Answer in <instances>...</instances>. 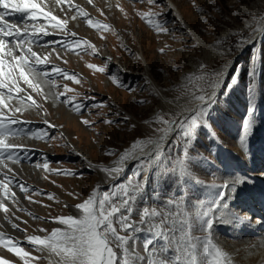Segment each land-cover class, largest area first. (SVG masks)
Segmentation results:
<instances>
[{"label":"rangeland","instance_id":"obj_1","mask_svg":"<svg viewBox=\"0 0 264 264\" xmlns=\"http://www.w3.org/2000/svg\"><path fill=\"white\" fill-rule=\"evenodd\" d=\"M77 1L79 2V0H75L76 3H78ZM170 1L176 6L178 13L170 7L172 4L167 0H157V4L161 5L160 7L149 5L147 0H144V2H140V0H92L91 4L88 3V0H85L86 7L94 9V14L87 11L89 16L110 25L111 28L109 31H97L89 27L83 18H77L76 21L80 22L83 30L81 31L83 35H76L77 38L87 39L97 49L99 47L98 54L92 55L88 52H80L77 55L74 52L66 51L59 45H56L55 52H52L51 47H49V50L39 53L41 56L51 53L49 56L50 64L44 70L50 71L52 66H58L69 73L76 74L81 81L77 84L61 76H56V85L59 87L53 88L51 85H46V93L62 92L64 91L63 86L66 84L69 88L74 89L73 92H69L67 95L69 97L76 96L77 101L87 107L82 113L78 114L71 106L61 103L54 96L50 95V102L49 100L45 102L40 96L36 95L35 99L38 100L39 104L44 102L50 105L48 115L53 121L50 123L57 127L47 129V133L49 137L54 135L56 139H36L31 135L23 134L17 136L21 139H27L25 142L30 146H34L33 149L36 150L33 152L27 148L28 151L22 153L21 161L17 163V166H22L21 168L27 170L30 175H18L16 180L25 184L32 191L25 194L18 187H12V190L16 193L17 210L14 209V211L17 213L19 228H12L13 223H9V219L3 217V213L0 211L1 222L7 227L3 229L4 231L0 229V233H4L8 237L14 236V238L23 242V240H26L27 235H45L46 233L39 231L40 229H46L50 232L52 228L62 227L52 222L51 218L73 214L75 210L72 205L87 198L92 189L98 184L99 173L90 170L80 158L70 156L72 155V149L81 151L89 160L107 163L113 158L117 159V156L105 154L109 149L116 150L117 155H119V153L128 149L135 140L147 139L151 135L152 129L144 123L145 120H151L157 113L176 112V110L162 103L160 96L152 89L153 87L144 74L156 84L163 98L176 101L175 98L181 96L179 104H185L186 97L181 94L186 88L195 92L199 87H206L203 81L196 79L202 74L199 66L201 64L205 65L206 69L203 71L208 73L220 70L224 65L228 66L233 56L241 50L235 47L237 40L241 36L248 37L252 32V28H258L260 21L264 18V0ZM63 7L66 8L67 4ZM197 7L203 9V11L198 12ZM120 8H123V11H120ZM149 10L164 14L167 21L166 27L169 29L167 33H157L145 19L138 15V13L148 12ZM74 13L71 12L70 14ZM205 19H207V24L204 23ZM181 25L185 27L182 28ZM59 36L54 37L58 39L53 40L63 38V34ZM90 38H93L98 44L91 42ZM217 38L222 41V47L217 44ZM51 40L47 37L43 38V41ZM261 43H264V35L260 37L259 42L248 46L252 51L247 64L248 73L250 67L257 69L254 96L250 99L248 91L252 78L249 75L240 78L239 72L244 64L235 60L232 65L233 72L224 81L226 84H231L232 87H221L210 112L212 128L215 130L218 139H209L206 133H201L200 139L195 145V152L193 153L195 160L192 171L205 183L222 184L226 177L234 176L239 170H244L245 160L250 155H252L250 160L252 166L257 165L258 157L264 158V84L260 87L258 83L261 73L264 80V49H261ZM206 45L209 47H206ZM161 48L164 49L163 53L160 51ZM57 52H61L59 54L62 59L57 58ZM244 54L247 55L245 52ZM103 57H110L112 61ZM65 60L67 63L64 62ZM72 60L75 65H71ZM107 61L109 64H107L105 73L95 72L87 67L88 64L104 66ZM145 61L146 63H144ZM110 62H114V64L111 65ZM77 64L80 65L82 72H77L75 69L78 67ZM112 74H117L121 78L124 82L123 87H118L117 84L113 83L110 79ZM89 75L92 78L95 77L96 80L91 79V83ZM186 76L193 77L190 83L185 80ZM233 76H235V79H232ZM129 86L134 88L135 91H128ZM141 100L147 102L137 103ZM57 104L63 111H66L65 113L69 119L72 118L69 125L65 120L60 121L58 114L54 112L55 109L52 106ZM94 104L105 106L91 107ZM252 105L255 107V126L247 139V146H250V149L248 148L246 152L241 153L242 150L238 146L241 125L249 107ZM117 112L121 115L116 116ZM42 113H45L43 109L33 108L23 112L22 115L20 114L21 119L30 120L25 122L22 127L30 133H39L45 130L47 126L39 124L41 118L47 120L46 115ZM123 116H129L131 119L126 123H120L119 127L116 124L109 125L103 122L106 119H113L119 123ZM82 118L92 121L93 126L89 127L82 124ZM131 124H135L137 127L131 128ZM155 126L153 125V127ZM196 153H199V155H196ZM24 157L28 158L25 159ZM45 160L49 163L50 169L72 170L77 175H57L54 174L55 172H46L42 168L35 167V162L43 164ZM138 167L139 164L135 161L131 167L126 169L124 175L114 183H120L127 177L135 178ZM244 172H246V175L252 174L251 171ZM263 172L264 168L257 170V176L264 179ZM147 180V187L149 188L145 189L144 201H147V206L150 207L155 203V194H161V198H164L173 192L184 191L190 199L204 198L210 201L211 194L218 190L203 188L191 180L187 181L183 188L177 189L175 186L173 187L170 180L161 179L160 173L154 172V170H149ZM245 184L248 188L246 195L256 193L259 197L258 201L264 206V193H262L264 187L252 184V182ZM152 186H155V189ZM106 190H108V186L101 187V191ZM34 192H40L44 195H34ZM48 194L53 195L55 199H48ZM26 195L31 196L32 200L38 201V203L26 199ZM144 201H140L138 207L145 206ZM3 202L8 207L10 206L9 209L13 204L11 200H4ZM65 205L69 207L66 208ZM251 205L249 204L250 207H252ZM20 209H23V211ZM236 210L241 209L237 206ZM229 214L231 213L228 212L224 216L227 217ZM33 217H43L44 219H33ZM134 217L139 219L135 214ZM227 222L225 221V223ZM260 223L263 224L259 222L256 225L261 226ZM227 224L236 229L238 234L256 233L252 228L254 225L244 229L240 227L241 223L233 222L232 224V222H228ZM24 229L27 231H21ZM227 231L232 233L230 228ZM195 234L200 235L201 233L196 232ZM139 235L142 242L145 238L144 234ZM214 238L225 251L226 241L223 237L216 238L214 236ZM260 239L262 237L258 233L253 241L258 242ZM22 246L27 251L32 252L33 255H42L35 252L32 246L27 245V243H23ZM139 246L142 251V243ZM250 248L257 249L254 244H251ZM3 249L0 248L1 256L11 261L12 264H23L18 257L12 253L9 254L6 249L3 251ZM233 262L234 264H240L234 259ZM39 264H47V261L41 259Z\"/></svg>","mask_w":264,"mask_h":264},{"label":"snow or ice","instance_id":"obj_2","mask_svg":"<svg viewBox=\"0 0 264 264\" xmlns=\"http://www.w3.org/2000/svg\"><path fill=\"white\" fill-rule=\"evenodd\" d=\"M88 3L91 4L92 0H88ZM147 3L151 6H161L157 4V0H147ZM53 4L60 6L64 18L53 14L50 7ZM65 4L66 8L63 7ZM73 9L75 13L69 16ZM196 10L203 11L199 7ZM120 11H123V8H120ZM17 14L21 16L20 23L7 19ZM138 15L157 33L169 31L162 12L149 10ZM77 18H83L89 27L97 31L111 30L110 25L91 18L87 11L73 4L72 0H47V3L45 0H0V210L6 216L10 209L3 201L16 202V193L12 187H18L25 194L32 191L16 180V174L9 166L8 162L19 163L22 153L28 151L25 146L12 143L11 138L23 134L36 139H56L54 135L48 136L47 129L57 126L47 120L44 121L47 128L39 133L27 132L22 127L25 122L21 121L17 114L22 115L29 109L43 107L32 93L40 96L45 102L50 95L54 96L61 103L71 106L78 114L87 107L78 102L76 96L67 95L74 89L66 84L62 92H45L46 85L59 87L56 85V76L77 84L81 81L76 74L58 66H52L50 71L44 70L50 64L51 53L41 56L33 50V45H36L42 48L51 47L52 52H55L56 45H59L77 55L80 52L97 55L98 49L95 45L87 39L77 38L76 33L68 29L69 19L75 21ZM204 23L207 24V19ZM60 34H63L62 39L43 41L44 37ZM257 35H264V28L253 27L248 37L241 36L237 40L235 47L242 50L246 45L252 44ZM217 44L223 46L219 39ZM160 51L163 53L164 49L161 48ZM56 56L62 59L58 52ZM64 62L67 63L66 60ZM87 67L95 72L105 73L107 63L104 66L88 64ZM199 67L202 74L196 79L203 81L206 87H199L195 92L186 88L181 94L186 97L185 104H179L181 96L175 98L179 111L157 113L151 120H145L144 123L152 129L147 139L135 140L119 155L116 150L109 149L106 155L117 156L112 166L94 165L89 162L90 168H96L105 174L104 183L108 185V190L101 191L100 184H97L87 198L72 205L74 214L52 217L51 221L62 227H56L50 232L40 229L39 231L46 233L43 236L27 235L26 240L22 242L0 233V247L14 254L23 264H39L41 259L46 260L47 264H234L230 254L224 251L214 238L212 230L217 223L243 222L239 215L229 214L226 217L223 211L228 207V198L237 193L240 185L248 183L250 177L236 174L218 185L201 181L192 171L195 160L193 153L201 133H206L209 139H218L210 120L217 89L221 86L232 87L224 82L227 65L211 73L203 71L206 69L205 65L201 64ZM248 75L252 78L248 89L251 99L255 93L257 69L250 67ZM110 79L118 87L124 86L117 74H112ZM192 79V76L185 77L189 83ZM232 79H235V76ZM127 90L135 91L131 86ZM14 100L15 105L11 103ZM145 102L137 101L141 104ZM103 106L105 105L94 104L91 107ZM254 112L255 107L252 105L242 121L238 146L244 152L247 151L249 134L255 126ZM115 115L121 114L117 112ZM130 119L129 116H123L119 123L113 119L103 122L119 127L120 123H126ZM81 123L93 126V122L86 118H82ZM136 127L131 124V128ZM129 161L139 164L135 178L127 177L120 183H114L124 175ZM35 167L46 172H55L57 175H77L72 170L50 169L46 160L43 164L35 162ZM149 170L159 172L161 178L170 180L177 189L183 188L184 184L191 180L203 188L218 190L211 194L210 201L204 198L190 199L184 191L173 192L164 198L155 194V203L150 207L147 206V201H144ZM80 175L82 176V173ZM33 194L44 195L40 192ZM47 198L55 199L51 194H48ZM26 199L32 201L31 196L26 195ZM140 201L145 204L142 208L138 207ZM157 204L159 206H156ZM134 214L139 219H134ZM12 227L19 228V225L13 224ZM196 232L201 234L196 235ZM141 233L145 237L142 242L139 235ZM23 243L31 245L35 252L42 255H33L22 246ZM141 243L142 251L139 246ZM0 264L12 262L0 256Z\"/></svg>","mask_w":264,"mask_h":264},{"label":"bare ground","instance_id":"obj_3","mask_svg":"<svg viewBox=\"0 0 264 264\" xmlns=\"http://www.w3.org/2000/svg\"><path fill=\"white\" fill-rule=\"evenodd\" d=\"M81 1V2H80ZM169 1L172 5L170 6L175 12L178 13V10L176 8V6H174V4L170 1V0H167ZM197 2V0H195ZM78 2V1H77ZM45 3H46V0H45ZM72 3L75 4V5H78L79 7L83 8L85 11H88L90 14H94V9H90L89 7H86V2L85 0H79V5L78 3L75 2V0H72ZM168 3V2H167ZM83 4V6H82ZM51 9L53 10V14L54 15H57L59 16L60 18H64V13L61 12V10H59L60 6H56V5H50ZM237 7V6H236ZM241 7V6H240ZM59 10V11H58ZM54 11H57L56 13ZM72 12H75V9L72 10ZM69 16H71V14L69 13L68 14ZM245 16V15H243ZM232 19V18H231ZM249 28H252V27H249ZM258 28H264V18L260 21V24L258 26ZM68 29L71 31V32H74L76 33V35H80L81 34V31L82 30V25L80 24L79 21H73L71 19H69V24H68ZM249 30V29H248ZM239 32V31H238ZM207 33V32H206ZM83 35V34H81ZM230 35V34H229ZM263 35H257V38L255 39V41H258L260 39V37H262ZM218 39V38H217ZM91 42H94L96 45L98 44L95 40H93V38H90ZM205 41V40H204ZM205 43V42H204ZM206 44V43H205ZM213 44V43H212ZM252 44H255V42H253ZM201 45V44H200ZM208 45H206L207 47ZM209 47V46H208ZM50 48H39V49H33L34 51H36L37 53H40L42 51H47L49 50ZM99 49V47H98ZM61 53V52H59ZM142 57V56H141ZM103 58H106L107 60H111L112 59H109L110 57H103ZM72 64L71 65H75L73 63V60L71 62ZM146 63V61L144 62ZM230 63V62H229ZM107 64H109V62L107 61ZM111 65L114 64V62H110ZM77 68H75L78 71H81L80 70V65L77 64ZM147 66V64H146ZM79 69V70H78ZM146 72V71H145ZM85 74V73H84ZM126 74V73H125ZM185 74V73H184ZM86 75V74H85ZM171 75V74H170ZM175 75V74H174ZM183 75V74H182ZM89 80L91 81V79L93 81H95V77L92 78L91 75H89ZM144 76L146 77V79L150 82V85L153 87L152 89L158 93V95L160 96L159 98H161V101L164 105H167L169 107H171L172 109L176 110V111H179V106L177 104L176 101L174 100H167L165 98L162 97L161 95V92L160 90L157 88L156 84H154V82H152L148 76L146 74H144ZM181 76V75H180ZM182 77V76H181ZM179 79V78H178ZM177 79V80H178ZM226 79V78H225ZM224 79V81H225ZM172 82V81H171ZM92 83V81H91ZM95 84V83H94ZM22 87H26L24 85H21ZM49 86V85H48ZM222 87V86H221ZM221 87H219L217 89V95L221 89ZM192 88V87H191ZM46 90V89H45ZM29 92H31V90H28ZM46 92V91H45ZM55 92V91H54ZM33 97L36 98V94L35 93H32ZM157 95V96H158ZM216 95V96H217ZM49 102H50V98L48 99ZM38 101V100H37ZM40 101V100H39ZM169 101H172L173 103H169ZM41 102V101H40ZM47 102V101H46ZM147 102V101H146ZM13 105L16 104V101H12L11 102ZM40 104H42V108L45 113H46V117H47V121L51 122V118L49 117L48 115V110H49V104L48 103H44V102H41ZM56 112V114H58V117H59V120H65V122L67 121L68 122V125L70 124V119L72 120V118L69 119L68 115H66V111H63L61 109V107L57 104L56 106H52ZM28 111V110H27ZM25 111V112H27ZM147 111V110H145ZM145 114V113H144ZM141 115H142V112H141ZM17 116L19 117L20 120H25V119H21V115L20 114H17ZM70 117H72L70 115ZM69 119V120H68ZM46 119H42L40 120L39 124H42V125H45L44 124V121ZM75 120V119H73ZM25 121H30V120H25ZM143 121V120H142ZM53 122V121H52ZM55 123V122H54ZM46 126V125H45ZM140 128V127H139ZM141 130V129H140ZM144 130V129H143ZM142 130V132H143ZM145 131V130H144ZM133 132V131H132ZM256 132V131H255ZM144 133V132H143ZM142 133V134H143ZM146 134V133H145ZM150 134V133H149ZM253 134V133H252ZM136 135V134H134ZM144 135V134H143ZM138 136V135H137ZM127 138V137H126ZM135 138V137H134ZM27 139H21L20 137H17V138H11V142L12 143H15L17 145H23L25 146L26 148H29L31 149L33 152H35L36 150L33 149L34 146H30L28 145L25 141ZM24 141V142H23ZM127 142V141H125ZM37 143V142H36ZM239 143V142H238ZM256 147V146H254ZM250 149V146H247V149ZM48 149V148H47ZM46 151V150H44ZM43 151V152H44ZM254 151V150H253ZM244 151H241V153H243ZM258 152V151H257ZM77 153H80L82 155H77ZM260 153V152H259ZM54 154V153H53ZM71 154L70 156H74L76 158H80L81 160H83L85 162V166H87L90 170H93L97 173H99L98 175V184H100V186L102 187H105V186H108L107 184L104 183V179H105V174L100 172L98 169L96 168H90L89 167V162H91L92 164H103L105 166H112V163L114 160L116 159H112L111 161L107 162V163H98V162H95V161H92V160H89V158L84 155L81 151L79 150H76V149H72L71 151ZM60 155V154H59ZM85 157L87 159H85ZM251 158H252V155H250L246 160H245V165H244V170H239L237 172V174H240L241 176H247V177H250V181L249 182H252V184H255L257 186H261V187H264V179L262 177H258L257 175V170H260L262 168H264V158H261V157H258L257 158V165L256 166H252L251 165ZM131 161L128 162V164L130 163ZM9 163V166L13 169V171L15 172L16 174V179H17V176L18 175H30V173L25 170V169H22L21 167L22 166H17V163L16 164H12L10 162ZM135 163V162H134ZM32 167V166H31ZM77 167V166H76ZM127 168H128V165H127ZM36 170V169H35ZM153 171V170H152ZM244 171H251L252 174H249V175H246V172ZM261 173V172H260ZM264 173V172H263ZM262 173V174H263ZM55 174V173H54ZM234 174V173H233ZM55 176V175H54ZM153 177V175H151ZM69 177V176H68ZM122 177V176H121ZM120 177V178H121ZM41 178V177H40ZM43 178V177H42ZM119 178V179H120ZM223 178V177H222ZM230 177H226V179H228ZM118 179V180H119ZM162 179V178H161ZM47 180V179H46ZM152 180V179H151ZM154 180V179H153ZM152 180V181H153ZM148 181V180H147ZM63 182V181H62ZM116 182V181H115ZM50 183V182H49ZM149 183V182H148ZM155 183V182H154ZM149 185V184H148ZM155 185V184H154ZM171 185V184H169ZM246 184H243V185H240L238 187V190H237V193L232 195L230 198H228V207L227 209H225L223 211V215H227L228 212H230L232 215H239L243 222L241 223V228H248V227H251L253 226V230L256 232L255 234L254 233H242V234H238L237 230L234 229L233 227H231L229 224L227 223H217L214 228H213V235L216 237V238H222L226 241V245H225V251H227L230 256L235 260V261H238L240 264H249V263H252V264H264V236H263V233H264V206L261 205L260 201H258L259 197L257 196V194H253V193H250L248 195H246V191H247V187L245 186ZM35 186V185H34ZM158 186V185H157ZM70 187V186H69ZM68 187V188H69ZM154 189H155V186H152ZM174 187V186H173ZM172 187V188H173ZM250 187V185H249ZM39 188V187H38ZM149 188V187H147ZM151 188V187H150ZM170 188V187H169ZM43 189V188H42ZM158 189V188H157ZM255 189V188H254ZM263 189V188H262ZM44 190V189H43ZM72 190V189H71ZM166 190V189H165ZM171 191V189H169ZM259 190V189H258ZM53 191V190H52ZM73 191V190H72ZM169 191V192H170ZM177 191V190H176ZM264 191V189H263ZM150 192V191H149ZM164 192V191H163ZM167 192V190H166ZM53 193V192H52ZM154 193V192H153ZM159 193V192H158ZM264 193V192H262ZM57 194V193H56ZM70 194V193H69ZM172 194V193H171ZM245 194V195H244ZM161 195V194H160ZM58 196V195H57ZM60 196V195H59ZM58 196V197H59ZM162 196V195H161ZM167 196V195H166ZM164 197V196H163ZM264 199V198H263ZM33 201V200H32ZM35 201V200H34ZM52 202V201H51ZM153 203V202H152ZM28 204V203H27ZM52 204V203H51ZM249 204H252L250 207ZM143 205V204H142ZM239 207L241 210H236V207ZM10 207V206H9ZM50 208V206H49ZM54 208V207H53ZM17 210V202L13 203L11 208H10V211L9 213L7 214V216L3 213L2 210H0L2 213H3V217H7L9 219V223H13V224H17V213L14 211ZM51 210V209H49ZM14 211V213H13ZM19 212V211H18ZM49 213V212H48ZM51 214V213H50ZM74 214V212H73ZM20 218V217H19ZM25 218V217H23ZM1 219H2V216H0V229H4V228H7L6 225L1 222ZM27 219V218H26ZM135 219V217H134ZM137 219V218H136ZM27 221V220H26ZM250 221V222H249ZM31 222V221H30ZM37 222V221H36ZM259 222H262L263 224H261V226H257L256 224H258ZM8 223V224H9ZM7 224V225H8ZM29 224V223H28ZM233 224V222H232ZM23 225V224H22ZM41 226H44V225H41ZM57 226V225H56ZM24 227V226H23ZM26 227V226H25ZM13 228V227H12ZM47 228V227H46ZM228 228L231 229L232 233L228 232ZM239 228V227H238ZM17 229V228H16ZM22 229V228H21ZM28 229V228H26ZM53 229V228H52ZM252 230V231H253ZM4 231V230H3ZM244 231V230H242ZM251 231V230H250ZM240 232V231H239ZM259 233V236L262 237V239L258 240L257 241H253L255 239V236H257ZM24 235V234H23ZM13 236V235H12ZM17 236V235H16ZM14 237V236H13ZM19 237V235H18ZM25 241V240H23ZM221 241V240H220ZM225 243V242H224ZM223 243V244H224ZM251 244H254V246L257 247V249H254V248H250L249 249V246ZM28 245V244H27ZM1 248V247H0ZM4 251V249H3ZM2 252L0 251V254ZM32 253V252H31ZM3 254H5V252H3ZM10 254V253H9ZM1 256V255H0ZM9 256V255H8ZM7 256V257H8ZM4 257V256H2ZM6 257V256H5ZM14 257V256H13ZM11 260V259H10Z\"/></svg>","mask_w":264,"mask_h":264},{"label":"trees","instance_id":"obj_4","mask_svg":"<svg viewBox=\"0 0 264 264\" xmlns=\"http://www.w3.org/2000/svg\"><path fill=\"white\" fill-rule=\"evenodd\" d=\"M263 44H264V43H261V49H264ZM245 53H247V55L243 53L241 56H239V57L236 59L238 63H243V64H244V67H243V68L241 69V71L239 72V76H240V78H241L242 76H243V77H247V75H248V66H247V64H248V62H249V60H250V57H251V55H252V51H251L250 48H247L246 51H245ZM232 72H233V67L230 69V71H229V73H228V76H227L226 78L230 77V75H231ZM250 81H251V80H250ZM258 83H259V86H260V87H262V85L264 84V80H263V78H262V73L259 75V81H258Z\"/></svg>","mask_w":264,"mask_h":264},{"label":"water","instance_id":"obj_5","mask_svg":"<svg viewBox=\"0 0 264 264\" xmlns=\"http://www.w3.org/2000/svg\"><path fill=\"white\" fill-rule=\"evenodd\" d=\"M253 42H259V40H258V41H255V40H254ZM250 45H251V44L246 45L242 50H240L236 55L233 56V58L231 59L230 63H229L228 66H227V69L225 70L224 79L228 76V73H229V71H230L232 65L234 64L235 60H236L239 56H241V55L246 51V49L248 48V46H250ZM134 162H135V161H131V162L128 164V168L131 167V166L134 164Z\"/></svg>","mask_w":264,"mask_h":264}]
</instances>
